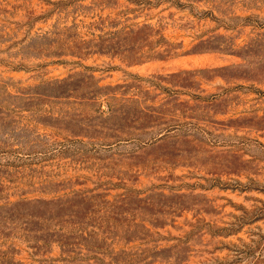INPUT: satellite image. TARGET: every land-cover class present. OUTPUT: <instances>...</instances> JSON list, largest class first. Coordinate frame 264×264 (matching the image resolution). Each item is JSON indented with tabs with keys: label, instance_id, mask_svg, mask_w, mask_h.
<instances>
[{
	"label": "rangeland",
	"instance_id": "obj_1",
	"mask_svg": "<svg viewBox=\"0 0 264 264\" xmlns=\"http://www.w3.org/2000/svg\"><path fill=\"white\" fill-rule=\"evenodd\" d=\"M0 264H264V0H0Z\"/></svg>",
	"mask_w": 264,
	"mask_h": 264
}]
</instances>
